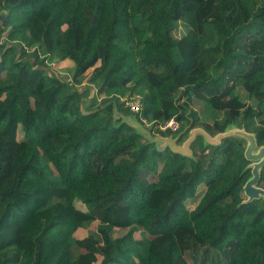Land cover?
Masks as SVG:
<instances>
[{
	"label": "trees",
	"instance_id": "16d2710c",
	"mask_svg": "<svg viewBox=\"0 0 264 264\" xmlns=\"http://www.w3.org/2000/svg\"><path fill=\"white\" fill-rule=\"evenodd\" d=\"M232 126L264 145V0H0V264H264L245 139H152Z\"/></svg>",
	"mask_w": 264,
	"mask_h": 264
},
{
	"label": "water",
	"instance_id": "95a60500",
	"mask_svg": "<svg viewBox=\"0 0 264 264\" xmlns=\"http://www.w3.org/2000/svg\"><path fill=\"white\" fill-rule=\"evenodd\" d=\"M195 134H201L208 142H217L222 136L225 135H238L245 139L244 155L251 162L249 164L251 170L250 177L245 181L243 185V194L245 195L244 201H248L252 198L263 197L264 198V186L258 185L260 178V170L264 165V145L256 146V141L252 133L246 132L243 128L227 127L223 132H219L214 136H210L200 127H194L189 131V135L181 145H174V140L165 137L152 138L157 141L168 143L171 148L178 149L185 154H190L187 144L194 137Z\"/></svg>",
	"mask_w": 264,
	"mask_h": 264
},
{
	"label": "rangeland",
	"instance_id": "374dc122",
	"mask_svg": "<svg viewBox=\"0 0 264 264\" xmlns=\"http://www.w3.org/2000/svg\"><path fill=\"white\" fill-rule=\"evenodd\" d=\"M185 27L180 24L177 26V28L173 31V35L175 37H179L181 36L184 32H185ZM44 68L47 69L48 71L52 70L54 71L59 77H61L62 79H66L69 80L71 77V69L73 68V64L68 61V60H53L50 63L44 64ZM90 73V70H88V72H86L84 74V79H86V77H88ZM87 85L86 82H83L82 84L78 85L76 88H78V90H83L84 86ZM94 92H96L95 88L93 86L90 87V93L94 94ZM99 97H101L100 95H98ZM125 96H122L121 99H124ZM89 97H85L84 101L85 103L88 101ZM19 136H21V133H19ZM167 138V137H165ZM203 187L202 185H200L199 189L197 190L198 193H200L202 191ZM196 201L194 200H187L186 201V206L188 208H192L195 205ZM97 222L94 221L92 222L90 225H88L86 228H79L75 234H80V233H89L91 231H97ZM126 232V230H122V229H114L112 236H118V235H122Z\"/></svg>",
	"mask_w": 264,
	"mask_h": 264
},
{
	"label": "built area",
	"instance_id": "2783aa9c",
	"mask_svg": "<svg viewBox=\"0 0 264 264\" xmlns=\"http://www.w3.org/2000/svg\"><path fill=\"white\" fill-rule=\"evenodd\" d=\"M127 104L129 105L130 109L133 111L138 110L139 108V104H140V96L139 95H134L131 96L128 101ZM170 128L171 130H175L177 128V123L174 121V119H169L168 121H166L165 124L161 125V128Z\"/></svg>",
	"mask_w": 264,
	"mask_h": 264
}]
</instances>
